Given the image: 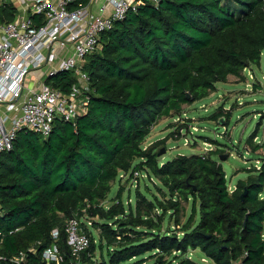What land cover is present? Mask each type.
Segmentation results:
<instances>
[{
    "label": "trees",
    "instance_id": "trees-1",
    "mask_svg": "<svg viewBox=\"0 0 264 264\" xmlns=\"http://www.w3.org/2000/svg\"><path fill=\"white\" fill-rule=\"evenodd\" d=\"M87 1L74 0L71 8ZM15 12L4 4L0 19L12 21ZM262 60L264 0H158L115 23L86 58V111L73 123L55 122L47 138L18 132L12 150L0 155V253L11 257L34 247L29 264H43L51 232L58 229L57 245L67 252L66 221L88 216L98 230L96 247L81 223L88 252L104 247L109 264H199L183 257L190 250L212 264H264V160L230 193L212 155L160 163L155 150L165 139L143 148L160 119L180 114L230 76L242 79ZM46 83L65 91L75 78L59 73ZM135 172L149 178L160 197L136 191L134 205L124 206L120 187L116 203L102 207L116 178Z\"/></svg>",
    "mask_w": 264,
    "mask_h": 264
},
{
    "label": "built area",
    "instance_id": "built-area-1",
    "mask_svg": "<svg viewBox=\"0 0 264 264\" xmlns=\"http://www.w3.org/2000/svg\"><path fill=\"white\" fill-rule=\"evenodd\" d=\"M157 1L88 0L72 9L74 0H0V9L4 4L16 9L12 21L0 19V155L12 150L20 131L47 138L55 122L73 123L81 116L91 95L86 58L101 48L102 36L115 23ZM59 73L75 78L65 91L46 83ZM139 176L145 177L135 172L134 182ZM81 223L76 217L65 223L67 252L57 245L58 229L51 232V244L40 255L43 264H97ZM36 254L34 247L11 257L0 253V264H29Z\"/></svg>",
    "mask_w": 264,
    "mask_h": 264
},
{
    "label": "rangeland",
    "instance_id": "rangeland-1",
    "mask_svg": "<svg viewBox=\"0 0 264 264\" xmlns=\"http://www.w3.org/2000/svg\"><path fill=\"white\" fill-rule=\"evenodd\" d=\"M219 111H222L220 117L211 120ZM163 139L165 144L155 150L157 153L164 150V153L158 156L160 163L177 156L212 155L222 166L228 192L235 188L237 181L246 179V170L258 171L264 160V60L258 66L251 65L246 68L242 79L230 76L226 83H216L215 91L207 97L184 105L180 114L160 119L145 138L143 148ZM221 156L225 157L223 161L219 160ZM120 175L106 199L101 202L105 209L116 203L115 196L120 187H123L121 200L124 206L134 205L136 191L148 199H151L152 195L160 197L152 181L146 176H139L134 182L130 174L123 178ZM259 197L264 199V189ZM189 210L188 204L182 222L188 216ZM81 220L86 222L97 247L98 230L88 223L92 218L83 216ZM172 225L173 223H170V226ZM263 236L264 219L261 237ZM95 253L98 264L102 260L104 264H109L104 247L102 250L96 248ZM183 257L199 264H212L199 250H190ZM135 261L132 260L129 264ZM142 264H154V260L147 259Z\"/></svg>",
    "mask_w": 264,
    "mask_h": 264
},
{
    "label": "water",
    "instance_id": "water-1",
    "mask_svg": "<svg viewBox=\"0 0 264 264\" xmlns=\"http://www.w3.org/2000/svg\"><path fill=\"white\" fill-rule=\"evenodd\" d=\"M186 97L189 99V98H190L189 94H187ZM163 153H164V150H161L160 153H158V156H160V155L163 154ZM224 158H225L224 156H221V157L219 158V160H220V161H223ZM246 195H247V190H244V192H243V193L241 194V196H240L241 200H243V198H244Z\"/></svg>",
    "mask_w": 264,
    "mask_h": 264
}]
</instances>
